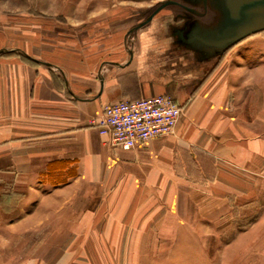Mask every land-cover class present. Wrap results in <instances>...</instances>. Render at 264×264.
<instances>
[{
  "label": "crops",
  "instance_id": "0c3cea01",
  "mask_svg": "<svg viewBox=\"0 0 264 264\" xmlns=\"http://www.w3.org/2000/svg\"><path fill=\"white\" fill-rule=\"evenodd\" d=\"M149 1L0 14V264H264V32L192 50L175 6L139 26ZM160 94L169 135L123 150L91 124Z\"/></svg>",
  "mask_w": 264,
  "mask_h": 264
},
{
  "label": "water",
  "instance_id": "95a60500",
  "mask_svg": "<svg viewBox=\"0 0 264 264\" xmlns=\"http://www.w3.org/2000/svg\"><path fill=\"white\" fill-rule=\"evenodd\" d=\"M166 6H175L188 17L179 38L192 50L222 54L242 39L264 31V0H165L139 26ZM210 11L213 19L202 22Z\"/></svg>",
  "mask_w": 264,
  "mask_h": 264
},
{
  "label": "built area",
  "instance_id": "2783aa9c",
  "mask_svg": "<svg viewBox=\"0 0 264 264\" xmlns=\"http://www.w3.org/2000/svg\"><path fill=\"white\" fill-rule=\"evenodd\" d=\"M179 115L173 97L160 94L103 106L91 124L109 146L129 150L173 133Z\"/></svg>",
  "mask_w": 264,
  "mask_h": 264
},
{
  "label": "rangeland",
  "instance_id": "374dc122",
  "mask_svg": "<svg viewBox=\"0 0 264 264\" xmlns=\"http://www.w3.org/2000/svg\"><path fill=\"white\" fill-rule=\"evenodd\" d=\"M77 1L78 2L80 1L81 2H117L121 0H0V8L4 9L3 11H0V14L3 15L7 14L8 18H12L14 20V23H21L23 19H27V18L30 19L37 18L45 21H50V20L64 21L65 15L68 16V14L72 12L69 6L70 3H75ZM144 1L150 2L149 0H144ZM174 1H180V0H174ZM145 7L146 6H143L142 9ZM213 16L214 13L210 11L208 12L207 16L201 21L204 23H209L211 19H213ZM263 32L264 31L256 34H260ZM244 39H242L238 43L242 42ZM237 44L225 50L221 54V56L229 52V50H231Z\"/></svg>",
  "mask_w": 264,
  "mask_h": 264
}]
</instances>
